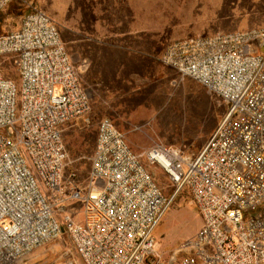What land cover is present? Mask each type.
<instances>
[{
    "label": "built area",
    "instance_id": "1",
    "mask_svg": "<svg viewBox=\"0 0 264 264\" xmlns=\"http://www.w3.org/2000/svg\"><path fill=\"white\" fill-rule=\"evenodd\" d=\"M5 55L17 58L18 83L0 73V264H27L63 227L82 264H264V28L171 42L160 61L222 99V120L188 156L160 145L136 154L101 118L84 193L75 174L64 177L59 128L86 116L89 99L55 21L29 6L0 36ZM183 188L202 225L179 247L190 254L164 261L154 230ZM70 200L82 201L79 223L66 214Z\"/></svg>",
    "mask_w": 264,
    "mask_h": 264
},
{
    "label": "crops",
    "instance_id": "2",
    "mask_svg": "<svg viewBox=\"0 0 264 264\" xmlns=\"http://www.w3.org/2000/svg\"><path fill=\"white\" fill-rule=\"evenodd\" d=\"M209 1L83 0V85L80 84L89 99L90 111L59 128L66 154L67 129L82 122L84 129L91 116L97 117L96 129L101 118H109L136 154L156 145L173 147L140 134L134 140L133 132L145 129L147 134L149 126L166 119L170 106L175 109L177 94L197 84L189 78L182 79L159 58L173 41L204 36L208 30L204 11ZM19 25L20 21L9 32ZM77 74L80 81L78 71ZM126 104L132 107L126 108ZM219 123L198 149L182 147L181 152L196 156ZM74 220L79 223L81 218ZM199 225L200 229L201 219Z\"/></svg>",
    "mask_w": 264,
    "mask_h": 264
},
{
    "label": "rangeland",
    "instance_id": "3",
    "mask_svg": "<svg viewBox=\"0 0 264 264\" xmlns=\"http://www.w3.org/2000/svg\"><path fill=\"white\" fill-rule=\"evenodd\" d=\"M28 4L41 8L55 21L61 40L83 85V0H13L0 10V36L16 27L15 25L31 6ZM207 5L204 17L208 21V26H206L208 30L204 32V36L264 28V0H210ZM0 70L3 77H9L18 83L15 56L0 57ZM176 103L174 110L170 106L166 112V119H161L156 126H149L147 134L145 129L134 131L133 139H136V134H140L176 148L198 149L206 140L209 132L222 120L226 111V104L222 99L197 84L188 90L179 92L176 96ZM130 107L132 104H126V108ZM93 117L91 116V120L86 122L84 129L82 122L79 126H69L70 128L64 134L68 154L64 177L75 174L73 184L83 193L88 184L90 156L96 135L95 120L97 117ZM155 179L164 195L170 196L173 187L164 176L155 172ZM65 209L66 214L72 219L77 220L82 217L81 200L68 201ZM63 216V213L57 214V219L61 224ZM199 224L198 211L188 190L183 188L172 200L154 230L156 254L163 260L175 257L176 262L181 257L190 254L189 250L183 251L179 247L184 241L196 235ZM26 262L27 264H65L69 262L82 264L64 227L59 237L35 249L26 257Z\"/></svg>",
    "mask_w": 264,
    "mask_h": 264
}]
</instances>
